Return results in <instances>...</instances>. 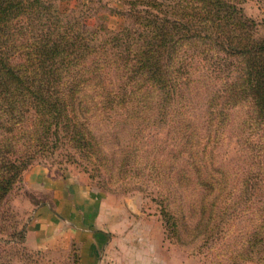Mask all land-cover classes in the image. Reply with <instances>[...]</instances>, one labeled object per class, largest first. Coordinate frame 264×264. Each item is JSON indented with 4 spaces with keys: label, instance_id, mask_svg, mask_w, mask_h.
Segmentation results:
<instances>
[{
    "label": "trees",
    "instance_id": "trees-1",
    "mask_svg": "<svg viewBox=\"0 0 264 264\" xmlns=\"http://www.w3.org/2000/svg\"><path fill=\"white\" fill-rule=\"evenodd\" d=\"M242 2L134 0L125 29L99 39L50 0H0V229L22 175L60 149L74 150L93 178L126 175L138 157L120 139L136 126L130 118L171 116L190 69L203 63L224 84L208 95L204 136L185 121L179 154L188 160L175 179L201 191L189 205L197 219L187 225L181 210L179 227L209 238L239 188V173L214 155L233 109L248 108L247 149L264 148V38H256ZM254 130L261 143H251ZM253 236L244 250L264 264V230Z\"/></svg>",
    "mask_w": 264,
    "mask_h": 264
},
{
    "label": "rangeland",
    "instance_id": "rangeland-1",
    "mask_svg": "<svg viewBox=\"0 0 264 264\" xmlns=\"http://www.w3.org/2000/svg\"><path fill=\"white\" fill-rule=\"evenodd\" d=\"M133 1L50 0L57 8L79 18L84 29L96 32L99 39L125 29ZM241 7L245 16L256 23V38H264V0H243ZM192 68L190 80H185L180 88L183 96L176 112L169 117L151 118L146 114L130 118L136 126L121 133L120 139L133 145L138 157L126 175L107 178L108 181L93 178V172L85 171V161L72 149H60L33 163L3 209L0 264H254L256 256L245 252L244 247L253 233L264 230V148L247 149L251 144L241 140L246 131L251 132L246 106L231 111L230 126L219 129L221 141L214 150L217 165L239 173L234 199L227 200L222 211L225 213L214 223L206 240L194 239L188 230L179 227L181 210L187 225L197 219L191 215L189 205L201 195L196 187L184 188L176 183L178 171L186 167L188 160L187 155L179 154V136L185 121L193 132L204 136L208 95L224 84L223 80L214 79L203 63ZM253 134L251 143H261L255 130ZM74 154L77 160L70 157ZM37 167L48 169L52 180L64 179L65 194L75 207L83 206L88 194L98 197L101 204L95 206L91 228L66 223L56 212L59 222L53 227L45 225L49 245L40 247L43 237L29 238L28 229L39 208L47 205L56 210L58 188L49 187L48 178L43 179L42 175L34 183L27 181L29 171ZM170 221L176 222L178 228ZM78 231L85 240L76 238ZM255 239L256 235L252 241ZM85 241L96 245L88 259L82 255Z\"/></svg>",
    "mask_w": 264,
    "mask_h": 264
},
{
    "label": "crops",
    "instance_id": "crops-1",
    "mask_svg": "<svg viewBox=\"0 0 264 264\" xmlns=\"http://www.w3.org/2000/svg\"><path fill=\"white\" fill-rule=\"evenodd\" d=\"M27 175H28L27 181L30 183H34L40 178L39 175H42L43 179L48 178L49 170L45 168L37 167L29 171ZM46 183L48 184L49 187L58 188V191H56V196H55L56 199L54 202V207L56 210H53L51 206H47V205L39 208L35 219H33L28 229L29 238L32 236L33 237L39 236L41 238L43 237L41 241L39 242L40 247L47 246L50 243L49 238H47V235H46L47 229H45V225L47 224L53 227L54 224L59 222L57 216H55L56 212L57 214H60V217L62 215L63 217L62 219H64L63 221L66 223H69V224L80 223L84 225H89L91 228L95 222L93 219V216H94L93 212L96 209L95 206H99V204H101L98 197H95V196L92 197L91 194H90L91 197H89L88 196L89 194L87 195L85 193L84 197L87 195L86 196L87 199L84 200V205L75 207L76 204H74V202H71L68 196L65 194L66 183L64 179L52 180L48 178ZM35 185L37 184L35 183ZM76 217H79V218H76ZM82 232H85V230H83ZM82 232L78 231L76 235V238L81 241L85 240L82 237L83 234L81 235ZM98 238H99L98 241H100L101 240L100 237ZM91 248H96V245L95 244L91 245L87 243V241H85V243L83 244L82 255L86 259H88V255L90 254Z\"/></svg>",
    "mask_w": 264,
    "mask_h": 264
}]
</instances>
